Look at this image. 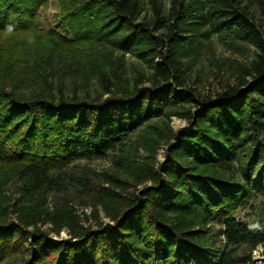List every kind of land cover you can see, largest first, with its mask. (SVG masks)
<instances>
[{"label":"trees","instance_id":"16d2710c","mask_svg":"<svg viewBox=\"0 0 264 264\" xmlns=\"http://www.w3.org/2000/svg\"><path fill=\"white\" fill-rule=\"evenodd\" d=\"M149 1L152 16L143 14V0H59L72 34L101 48L95 46L100 56L94 55L91 68L99 94L87 88L68 93L62 82L54 88L42 74L45 68L31 76V89L18 90L9 60L20 55L4 43L0 160L17 167L24 198L0 201V264H250V255H239L241 248L264 246V212L254 219L234 215L255 191H264V23L242 0H170L166 9L159 0ZM47 3L0 0V34L30 35L29 45L47 57L60 52L62 36L59 41L45 34L61 33L44 31L39 20ZM198 18L208 25L204 34L226 33L258 48L239 80L217 96H199L187 87L178 57V44L191 41ZM112 45L148 63L150 85L130 86L108 67ZM85 78L83 84L88 71ZM186 103L194 107L180 112ZM172 112L188 124L175 132L167 125L171 141L164 161L156 160L161 140L152 138L135 181L113 172L106 178L70 172L77 170L70 168L75 159L117 151L144 123ZM155 126L148 122L145 135ZM144 181L150 184L138 190ZM70 186L90 192L112 222L97 215L94 225L84 224L69 208L44 205L45 191ZM41 222L54 224L56 233L66 227L70 236L51 238ZM214 222L222 226L215 230Z\"/></svg>","mask_w":264,"mask_h":264},{"label":"rangeland","instance_id":"374dc122","mask_svg":"<svg viewBox=\"0 0 264 264\" xmlns=\"http://www.w3.org/2000/svg\"><path fill=\"white\" fill-rule=\"evenodd\" d=\"M166 8L169 6L170 0H159ZM247 4L251 15L258 24L264 23V0H242ZM143 14L152 16L151 3L149 0H143ZM40 23L44 31L55 29L61 34H45L47 37H55L60 40L64 39L60 52L43 55L39 50H34L29 44L32 43V37L27 34H16L15 37L8 34H0V51L4 52L8 57L6 44L14 46L15 54L20 57L15 62L11 58L12 63L9 69H13L15 86L18 90H29L34 85L31 76L37 73V70L45 68L47 79L55 84L63 83L64 89L68 93L81 94L87 88V93L99 94L102 90L100 83L93 77L92 66L95 62L97 53L95 46L101 50L98 42L77 39L72 34L71 29L66 25L60 15L59 0H48L46 5L39 8ZM199 29L194 32L189 43L178 44V57L181 60V68L184 71L187 87H192L199 96H217L225 90L230 84H235L242 75V69L249 67L252 61L257 57L258 48L247 40L229 39L223 33L219 35L211 33L204 34L208 25L204 19L198 18ZM63 24V25H62ZM65 24V25H64ZM188 33V32H184ZM201 33V34H195ZM203 34V35H202ZM37 37H43V34H34ZM64 37V38H63ZM13 44V45H11ZM94 45V47H93ZM110 45V44H109ZM113 57L108 67L114 72L123 74L130 86L134 84L150 85L152 69L148 63L141 60L134 51L121 49L119 46L112 45ZM12 49V47H11ZM52 57V58H51ZM15 63H17L15 65ZM8 64V63H7ZM88 71L90 80L83 84L86 80L85 72ZM92 74V75H91ZM37 79V78H36ZM128 84V83H127ZM85 85V86H83ZM108 96L105 93L103 97ZM194 107L193 103H186L179 107L182 112L187 108ZM148 122L155 124V128H150V133L145 135ZM140 126L126 141V143L117 151H111L101 158L80 157L73 161L77 169L70 170L72 174L77 176L81 174L83 178L87 177H107L108 173L113 172L124 179L135 181L138 173L142 170L140 164L146 161L148 152L145 147L152 142V138L161 140L156 148V160L158 162L165 160L166 149L169 146L170 134L169 125L172 132L178 131L181 127L188 124L187 120L179 114L172 112L170 115H162L156 117ZM173 139V138H172ZM17 167L14 164H8L0 160V201L13 203L15 199L24 198V191L20 190L22 179L17 175ZM69 172V174H70ZM70 178V175H68ZM98 179V178H94ZM103 185L108 182L102 181ZM150 182H141L137 184L138 190ZM130 187L131 190H137ZM39 197V195H38ZM33 196V201L37 198ZM92 194H81L72 186L65 190H47L44 193V205L50 207L51 211L56 208H69L77 215L84 224H95L97 215L105 222H112L105 215L103 206L98 199H93ZM264 212V191H255L245 205L240 206L234 213L235 216L241 218L254 219ZM11 220L16 221V216L10 213ZM215 230H218L222 224L214 222ZM40 226L48 231L49 236L55 239L68 238V228L64 227L60 233H56L53 229L54 224L50 222H41ZM13 254V253H12ZM242 257H251L250 264H264V246L259 245L255 249L243 246L239 252ZM19 260V259H17ZM15 260V261H17Z\"/></svg>","mask_w":264,"mask_h":264}]
</instances>
